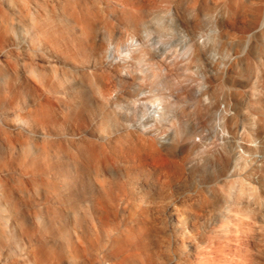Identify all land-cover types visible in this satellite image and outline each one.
Masks as SVG:
<instances>
[{
	"label": "bare ground",
	"instance_id": "1",
	"mask_svg": "<svg viewBox=\"0 0 264 264\" xmlns=\"http://www.w3.org/2000/svg\"><path fill=\"white\" fill-rule=\"evenodd\" d=\"M55 1L48 10L22 0L15 37L2 15L0 133L22 157L12 175L10 160L0 162V264H123L152 206L185 240L201 229L198 216H226L255 186L264 203V0ZM192 97L211 100L192 117H211L221 138L216 186L198 200L186 183L202 127L190 128L180 106ZM10 113L15 136L2 125ZM239 165L247 178L235 177ZM151 168L160 202L122 181ZM199 250L190 264H212Z\"/></svg>",
	"mask_w": 264,
	"mask_h": 264
},
{
	"label": "rangeland",
	"instance_id": "2",
	"mask_svg": "<svg viewBox=\"0 0 264 264\" xmlns=\"http://www.w3.org/2000/svg\"><path fill=\"white\" fill-rule=\"evenodd\" d=\"M29 1L31 6H42L48 10H52L53 5L56 3L55 0ZM21 5L22 0H0V26L3 25L2 15H5L10 25L14 28L15 33H13V37L16 36L19 26ZM14 49L17 50L16 48ZM6 58L7 53L0 49V62L2 63ZM17 60L18 57L16 55L15 61ZM108 83L112 87V90L118 88L115 72L111 73ZM4 89L5 82L0 77V93L5 94ZM127 90L130 91L131 88L129 87ZM239 90L243 92L245 88L243 87ZM214 93L218 96L221 92L215 91ZM202 98L204 97L202 96ZM196 99L192 97L191 99L183 100L180 106L185 110V118L188 120L190 128H194L196 125L202 127V132L195 135L198 149L192 155L194 161L193 174L189 175V181L186 183V188L198 200L201 195L200 193L206 191L207 187L216 186L210 177L220 168L216 160V149L221 143V138L216 133L218 127L213 123L211 117L207 119L204 114L198 115L197 118L192 117L200 108L209 105L211 102L210 99L202 100L203 102L197 105ZM242 114L244 115V113ZM13 115V113H10L9 118L2 125L12 130V135L15 136L14 129L17 126V121ZM170 127L169 124L165 126V128ZM7 142V135L0 133V162L10 160L12 166L9 171L5 172H9L12 175L16 174V171L21 168L19 162L21 161L22 150L20 149L19 141L15 140L16 150H12L14 152L10 155V148ZM30 152L32 151L30 150ZM54 160L58 161V158L55 157ZM234 165H232V168ZM150 170L137 172L131 176L129 181H125V179L122 181L127 184L132 183V187L138 196H142L144 193L147 194L149 199L155 198L160 202V200L164 199V194L163 196L161 195L162 183L158 180L155 173L156 170L154 168ZM234 173L236 174L235 177L242 176L247 178L248 175L243 165H239ZM221 183L219 182V185ZM232 184L233 182L230 181L227 185V190H229ZM174 186L180 192L185 187L183 183L174 184ZM254 188L255 190H248V193L241 197L242 199L239 202L235 199L232 200L229 214L226 216H221L217 212H214L212 215L208 214L205 217L198 216L197 218L195 214L189 211L186 212L185 214L188 219L197 218L203 225L194 235H187L185 240L179 239V237L174 235L172 222L176 220H171L167 209L158 206L150 207L146 217L148 224L144 232H135L131 238L132 245L124 247L125 255L119 254V259L123 264H178V261H181V264H190V260L196 261L193 252L199 248L200 250L204 248L212 264H264V203L260 198L262 195L260 186H255ZM1 195L0 192V203L4 205V202H2L4 198ZM16 195L18 198H21L19 193H16ZM158 205L160 204L158 203ZM120 214L122 216H119V218L121 224L124 226L125 222L129 221V218L128 215ZM28 222L32 223V217H28ZM88 222L91 223L90 216H88ZM20 234L19 228L16 227L14 234L12 236L9 235L10 245L15 250L21 246L23 241V236ZM51 243L57 244L59 240L52 239ZM205 264L209 263L205 262Z\"/></svg>",
	"mask_w": 264,
	"mask_h": 264
}]
</instances>
